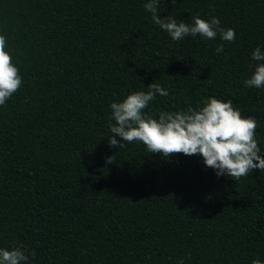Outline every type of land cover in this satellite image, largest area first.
<instances>
[{
	"label": "trees",
	"instance_id": "trees-1",
	"mask_svg": "<svg viewBox=\"0 0 264 264\" xmlns=\"http://www.w3.org/2000/svg\"><path fill=\"white\" fill-rule=\"evenodd\" d=\"M144 2L0 0L22 78L0 107V247L23 245L30 264L264 262V171L236 180L198 154L108 141L109 105L154 82L169 95L148 114L230 99L264 151V88L243 83L264 46V0H160L159 16H215L233 42L172 41Z\"/></svg>",
	"mask_w": 264,
	"mask_h": 264
},
{
	"label": "clouds",
	"instance_id": "clouds-1",
	"mask_svg": "<svg viewBox=\"0 0 264 264\" xmlns=\"http://www.w3.org/2000/svg\"><path fill=\"white\" fill-rule=\"evenodd\" d=\"M175 2V0H173ZM160 0H145L143 7L150 14L152 24L166 32L172 41L185 37L200 36L204 40H214L219 35L221 41L233 42L235 30L221 26L219 18L212 16L207 20L199 15L191 17V23L177 21L171 16H159ZM262 45L251 52L255 62L251 75L244 80L247 88H264V50ZM224 44L214 49L222 53ZM22 84L18 67L12 63V56L6 38L0 34V107L4 106ZM148 91H135L122 101L112 102L110 124L112 136L109 145L123 147L125 142H142L150 153L168 158L173 154H198L206 167H211L217 176H228L238 180L253 170L264 171V151L258 146L256 120L242 115L234 108L230 99L219 100L209 97L202 107L181 111H161L156 117L144 110L157 95L167 96V89L157 83L147 86ZM120 138L119 140L117 139ZM109 162H111V159ZM23 245L0 247V264H30L34 256ZM177 264H184L180 259ZM252 264H264L260 260Z\"/></svg>",
	"mask_w": 264,
	"mask_h": 264
}]
</instances>
